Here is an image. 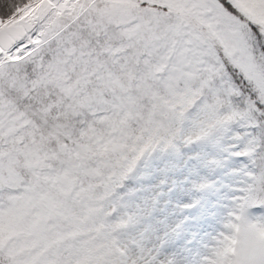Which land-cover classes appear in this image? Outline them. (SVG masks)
<instances>
[{"label":"snow or ice","instance_id":"1","mask_svg":"<svg viewBox=\"0 0 264 264\" xmlns=\"http://www.w3.org/2000/svg\"><path fill=\"white\" fill-rule=\"evenodd\" d=\"M0 264H264V0H0Z\"/></svg>","mask_w":264,"mask_h":264}]
</instances>
